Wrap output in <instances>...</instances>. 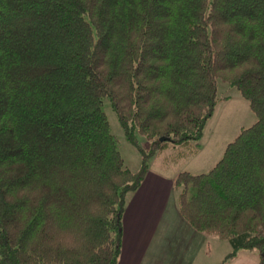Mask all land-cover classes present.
Wrapping results in <instances>:
<instances>
[{"label": "trees", "instance_id": "obj_1", "mask_svg": "<svg viewBox=\"0 0 264 264\" xmlns=\"http://www.w3.org/2000/svg\"><path fill=\"white\" fill-rule=\"evenodd\" d=\"M218 79L257 120L211 170L179 171V210L264 264V0H0V264H118L127 194L157 152L199 150Z\"/></svg>", "mask_w": 264, "mask_h": 264}, {"label": "rangeland", "instance_id": "obj_2", "mask_svg": "<svg viewBox=\"0 0 264 264\" xmlns=\"http://www.w3.org/2000/svg\"><path fill=\"white\" fill-rule=\"evenodd\" d=\"M103 109L125 164L133 170L138 169L143 160L142 152L126 137L108 96L104 97ZM256 120L257 115L249 100L243 96L237 86L218 79V102L212 116L206 121L199 150L188 158H177L176 151L171 145L170 148L151 156L148 160L149 167L165 171L167 174H178L181 170L195 174L207 172L221 159L227 144L243 128L253 125ZM136 137L145 149L149 148L151 143L149 138L138 132ZM182 189V186H176L175 195L171 196L170 206L166 212L169 222L166 227V239L162 241L163 249L152 264H259V253L256 249H239L231 258L229 255L233 249L227 239L200 232L197 234L202 239L194 240L184 224L191 225L179 210Z\"/></svg>", "mask_w": 264, "mask_h": 264}, {"label": "crops", "instance_id": "obj_3", "mask_svg": "<svg viewBox=\"0 0 264 264\" xmlns=\"http://www.w3.org/2000/svg\"><path fill=\"white\" fill-rule=\"evenodd\" d=\"M176 175L150 167L140 187L127 194L118 264H152L162 251L161 244L166 239L169 223L166 212L171 196L175 195ZM184 225L194 240L202 239L197 234L200 231L191 224Z\"/></svg>", "mask_w": 264, "mask_h": 264}, {"label": "water", "instance_id": "obj_4", "mask_svg": "<svg viewBox=\"0 0 264 264\" xmlns=\"http://www.w3.org/2000/svg\"><path fill=\"white\" fill-rule=\"evenodd\" d=\"M164 139H165L164 137L161 138V140H164Z\"/></svg>", "mask_w": 264, "mask_h": 264}]
</instances>
